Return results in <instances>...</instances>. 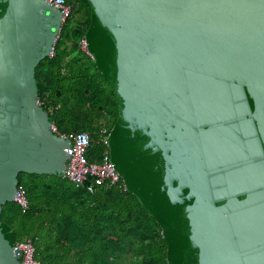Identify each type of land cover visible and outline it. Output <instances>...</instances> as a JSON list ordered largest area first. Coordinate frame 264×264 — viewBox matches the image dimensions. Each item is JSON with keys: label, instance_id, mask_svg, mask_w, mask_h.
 <instances>
[{"label": "water", "instance_id": "95a60500", "mask_svg": "<svg viewBox=\"0 0 264 264\" xmlns=\"http://www.w3.org/2000/svg\"><path fill=\"white\" fill-rule=\"evenodd\" d=\"M89 3L88 49L118 105L111 157L168 264H264V0ZM60 28L46 0H0V264H19L1 214L20 173L65 168L35 75Z\"/></svg>", "mask_w": 264, "mask_h": 264}, {"label": "trees", "instance_id": "16d2710c", "mask_svg": "<svg viewBox=\"0 0 264 264\" xmlns=\"http://www.w3.org/2000/svg\"><path fill=\"white\" fill-rule=\"evenodd\" d=\"M67 1L79 18L63 28L54 55L37 65V96L58 131H87L97 138L98 126L105 120L114 125L117 119L116 95L93 58L79 47V39L91 21L89 0ZM68 39L73 41L70 48L64 47ZM18 179L29 198L35 183L32 181L28 186L20 175ZM52 187L48 184L44 191L51 194ZM51 196L48 216L43 215L45 208L40 211L34 208L30 198L26 213L21 212L16 202L6 203L2 208L4 223L22 228L21 223L28 224L27 238H37L36 257L40 262L65 264L68 258L70 262L76 261L72 264H118L116 253L134 251L139 256L137 264H168L163 229L134 193L114 187L90 194L71 183L62 197ZM136 242L143 248L135 250Z\"/></svg>", "mask_w": 264, "mask_h": 264}, {"label": "built area", "instance_id": "2783aa9c", "mask_svg": "<svg viewBox=\"0 0 264 264\" xmlns=\"http://www.w3.org/2000/svg\"><path fill=\"white\" fill-rule=\"evenodd\" d=\"M61 12V28L55 44L62 35L63 28L67 27L74 16L73 5L67 0H46ZM80 49L92 57L85 34L79 39ZM54 55V50L51 56ZM39 101V100H38ZM40 103V102H39ZM53 133L69 139L67 159L63 171V177L77 188L86 189L90 194H95L100 188L112 189L122 187L127 190L121 173L117 170L110 151V134L112 125L104 121L97 130V138L87 131L62 133L58 131L54 122L51 123ZM14 202L22 213L30 209V201L27 189L22 183H18ZM37 238L17 240L14 250L19 253V264H44L36 257Z\"/></svg>", "mask_w": 264, "mask_h": 264}, {"label": "rangeland", "instance_id": "374dc122", "mask_svg": "<svg viewBox=\"0 0 264 264\" xmlns=\"http://www.w3.org/2000/svg\"><path fill=\"white\" fill-rule=\"evenodd\" d=\"M73 25H74V23L71 25V27ZM72 43H73V41L71 39H68L66 41V43H64V47L70 48V45H72ZM108 91H111L110 87H108ZM114 108H115L114 111H116V113H118V106L116 105V106H114ZM111 125H112V122H111ZM112 126H114V125H112ZM20 178L28 186L30 185L29 183L32 181H33V183H35V188L32 191L31 195H29V198L33 199L31 203L34 204V208L36 207L37 210L40 211L41 209L45 208L43 210V215H46V216L49 215L48 205H49V203H52V201H53L51 194H55L56 196L62 197L63 193H66L67 186L71 187V183L69 181H67L62 175H53V174H35L34 175V174L21 172ZM48 181H51V182H48ZM48 184H51L53 186L51 188V191H50L51 194L46 193L44 191V189L46 188V186ZM115 188L119 189L122 187L117 186ZM37 217H39V215H37ZM25 221H27V219H25ZM32 222H33V220H32ZM21 224L23 225V228L20 226L18 227L16 225L12 226L13 230L15 232V235H16L15 240H25L28 237L27 235H29V233L26 232L28 224L27 223H25V224L21 223ZM134 246H135V250H140L143 248L137 242L135 243ZM115 255H116V260H117L118 264H137L139 262V256L137 254H135L134 251L133 252L127 251V252H123V253H116ZM74 262H76V261L72 259V261L70 262V260L67 258V260L63 263L72 264Z\"/></svg>", "mask_w": 264, "mask_h": 264}]
</instances>
